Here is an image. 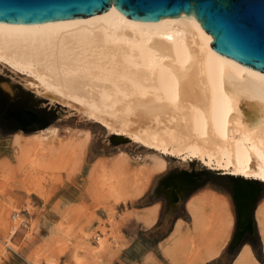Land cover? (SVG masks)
<instances>
[{"label":"rangeland","instance_id":"374dc122","mask_svg":"<svg viewBox=\"0 0 264 264\" xmlns=\"http://www.w3.org/2000/svg\"><path fill=\"white\" fill-rule=\"evenodd\" d=\"M25 78L0 64V264H201L205 247L225 236L220 226L229 236L204 264H230L246 246L264 264V182L123 139L35 93ZM189 201L197 202L198 231ZM235 231L233 244L250 234L231 250Z\"/></svg>","mask_w":264,"mask_h":264},{"label":"bare ground","instance_id":"6f19581e","mask_svg":"<svg viewBox=\"0 0 264 264\" xmlns=\"http://www.w3.org/2000/svg\"><path fill=\"white\" fill-rule=\"evenodd\" d=\"M211 41L194 17L137 21L111 5L79 18L0 22V64L24 74L35 93L75 108L123 139L264 182V72L227 59ZM86 144L87 137L76 148ZM194 201L186 207L198 231ZM257 214L264 241L263 204ZM19 220L17 215L12 222ZM175 229L178 234L179 225ZM220 229L221 242L202 251L207 259L229 236L230 230ZM233 264L258 263L246 246Z\"/></svg>","mask_w":264,"mask_h":264},{"label":"water","instance_id":"95a60500","mask_svg":"<svg viewBox=\"0 0 264 264\" xmlns=\"http://www.w3.org/2000/svg\"><path fill=\"white\" fill-rule=\"evenodd\" d=\"M111 5L137 21L194 17L211 47L238 64L264 72V0H0V22L41 23L79 18ZM233 192V188H232ZM232 234L229 248L236 249Z\"/></svg>","mask_w":264,"mask_h":264},{"label":"crops","instance_id":"0c3cea01","mask_svg":"<svg viewBox=\"0 0 264 264\" xmlns=\"http://www.w3.org/2000/svg\"><path fill=\"white\" fill-rule=\"evenodd\" d=\"M155 223V220L149 225V226H152L153 224ZM173 229V228H172ZM172 231V230H171ZM170 234V233H169ZM168 234V235H169ZM167 235V236H168ZM166 236V237H167ZM165 237V238H166ZM163 239L160 243H162V244H165L166 243V239ZM218 243V242H217ZM223 248V246H221V249ZM220 249V250H221ZM240 250H241V247H240V249L236 252V254H235V256H234V258H233V260L235 259V257L237 256V254L240 252ZM204 252V251H203ZM205 253V252H204ZM220 253H221V251L218 253V255L216 254V255H214V257L212 256V257H209V259H207V257L205 256V259H204V261L201 263V264H204V263H207L208 261H210V260H213V259H215V258H217L218 256H220ZM233 260L230 262V264H233Z\"/></svg>","mask_w":264,"mask_h":264},{"label":"built area","instance_id":"2783aa9c","mask_svg":"<svg viewBox=\"0 0 264 264\" xmlns=\"http://www.w3.org/2000/svg\"><path fill=\"white\" fill-rule=\"evenodd\" d=\"M19 216V215H18ZM17 217V215H15V214H13V215H11V220H15V218ZM20 223H18V225H19Z\"/></svg>","mask_w":264,"mask_h":264},{"label":"trees","instance_id":"16d2710c","mask_svg":"<svg viewBox=\"0 0 264 264\" xmlns=\"http://www.w3.org/2000/svg\"><path fill=\"white\" fill-rule=\"evenodd\" d=\"M234 257H232V260H233ZM258 258L260 259V257L258 256Z\"/></svg>","mask_w":264,"mask_h":264}]
</instances>
